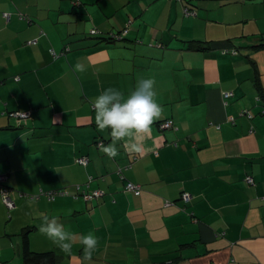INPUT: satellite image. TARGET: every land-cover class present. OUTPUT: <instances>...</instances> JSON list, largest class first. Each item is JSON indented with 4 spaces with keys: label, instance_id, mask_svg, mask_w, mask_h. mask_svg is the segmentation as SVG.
<instances>
[{
    "label": "crops",
    "instance_id": "crops-1",
    "mask_svg": "<svg viewBox=\"0 0 264 264\" xmlns=\"http://www.w3.org/2000/svg\"><path fill=\"white\" fill-rule=\"evenodd\" d=\"M260 39L264 0H0V264H22L25 227L30 249L58 264H264ZM141 77L155 80L163 116L148 151L121 142L109 158L91 101L109 87L127 96ZM56 189L65 194L45 196ZM42 215L76 235L71 255L39 232ZM89 232L99 244L84 261L78 237Z\"/></svg>",
    "mask_w": 264,
    "mask_h": 264
},
{
    "label": "clouds",
    "instance_id": "clouds-1",
    "mask_svg": "<svg viewBox=\"0 0 264 264\" xmlns=\"http://www.w3.org/2000/svg\"><path fill=\"white\" fill-rule=\"evenodd\" d=\"M73 71L83 73L86 66L78 62ZM154 85L153 78L141 77L127 96L120 90L109 87L91 101L97 130H110L111 142L107 145L101 142L98 145L99 150L109 158H115L119 154L117 144L121 142L130 154L148 151L143 147L142 141L150 136L152 125L163 116V108L155 100ZM22 115L27 118L24 113ZM40 219L39 232L61 252L71 255L76 235L66 230L57 217L42 215ZM78 242L82 248L83 260L91 261L98 248V238L89 232L80 235Z\"/></svg>",
    "mask_w": 264,
    "mask_h": 264
},
{
    "label": "trees",
    "instance_id": "trees-1",
    "mask_svg": "<svg viewBox=\"0 0 264 264\" xmlns=\"http://www.w3.org/2000/svg\"><path fill=\"white\" fill-rule=\"evenodd\" d=\"M185 13H189V10L186 9ZM122 31H125L124 34H121ZM126 32H127V29L126 30H120V31H118V33H113L111 35H108L107 37H105V39L112 41V42L120 41V40H123L125 38ZM96 33H97V31L95 30V32L92 34L90 33V35H95ZM260 40H261L260 42L254 43L251 47H253L255 49L263 48L264 47V40H262V39H260ZM184 49L190 50V51H202L205 49L207 50L208 46L206 44H204L203 42L201 43V41H199V40H186V41H184ZM232 95H233V93H232ZM229 97H231V96H229ZM13 111H17V110H13ZM13 111H10V112H13ZM10 112H8V116H10V117L25 119L24 117L22 118V117L12 116V115H10ZM28 113H29V115L26 116L27 118L30 116V112H28ZM165 121H171V126L162 127V124ZM165 121L158 123L159 127L161 129L164 130V129L173 127V121L171 119H168ZM97 145H98V142H97ZM0 185H1V183H0ZM2 188H1V190H2ZM57 194H65V191L63 189H56V190H52L50 192H47V194L45 196L49 197L50 199H53ZM29 230H30V227H25L21 231L20 255H21V259H22V264H58L60 259H59V255L56 254L55 252H53V251L34 252L30 249L29 240H28Z\"/></svg>",
    "mask_w": 264,
    "mask_h": 264
},
{
    "label": "built area",
    "instance_id": "built-area-1",
    "mask_svg": "<svg viewBox=\"0 0 264 264\" xmlns=\"http://www.w3.org/2000/svg\"><path fill=\"white\" fill-rule=\"evenodd\" d=\"M95 32V29H91L90 30V33H94ZM125 31H122L121 34H124ZM120 34V35H121ZM119 37V36H118ZM229 96H232V92L231 91H225L223 93V97L224 98H228ZM22 113H24L26 116L29 115L28 112H22V111H13V112H10V115L12 116H17V117H22L23 118V115ZM171 126V121H165L163 124H162V127H169ZM101 142H98V145L100 144ZM79 164H85L87 162V160L85 158H78L76 160ZM5 179V176L4 175H0V183ZM245 181L247 183H252V178L250 176H245ZM124 188L128 191H133L135 192L136 194L139 193L141 191L140 189V186L138 184H135V183H132V182H126L125 183V186ZM2 193H3V196H4V202H5V205L7 207H12L13 206V201L10 199V197L8 196V190L7 189H3L2 188ZM101 194V192L99 191H93L92 193H90L89 195H84L86 199H89L91 197H96V196H99ZM181 198L184 202H188L191 198V196L187 193V192H182L181 193Z\"/></svg>",
    "mask_w": 264,
    "mask_h": 264
},
{
    "label": "rangeland",
    "instance_id": "rangeland-1",
    "mask_svg": "<svg viewBox=\"0 0 264 264\" xmlns=\"http://www.w3.org/2000/svg\"><path fill=\"white\" fill-rule=\"evenodd\" d=\"M10 211H11V209H10Z\"/></svg>",
    "mask_w": 264,
    "mask_h": 264
}]
</instances>
